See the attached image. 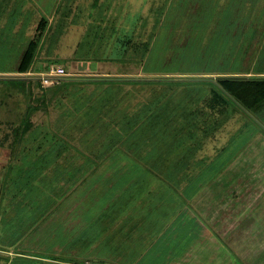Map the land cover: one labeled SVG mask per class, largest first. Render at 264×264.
I'll use <instances>...</instances> for the list:
<instances>
[{"label":"rangeland","instance_id":"rangeland-1","mask_svg":"<svg viewBox=\"0 0 264 264\" xmlns=\"http://www.w3.org/2000/svg\"><path fill=\"white\" fill-rule=\"evenodd\" d=\"M240 47L264 67V0H0V264H133L167 226L180 264H264V111L217 82Z\"/></svg>","mask_w":264,"mask_h":264},{"label":"trees","instance_id":"trees-1","mask_svg":"<svg viewBox=\"0 0 264 264\" xmlns=\"http://www.w3.org/2000/svg\"><path fill=\"white\" fill-rule=\"evenodd\" d=\"M34 45H35V42H33L32 46L30 47L31 52H32V50H34ZM29 53H30V51L28 50L25 58H27ZM234 56H236V58L238 59L237 64H236V69L234 72L228 71V73H227V74H230L233 76L218 77L217 82L227 92H229L233 96L234 99L237 100V103L234 100H232V101L238 107H240L239 104H241L244 107H246L247 109H249L250 111H256V112L264 111V67L262 65H259V63L257 61L253 60L252 56L244 55V49L242 47L236 48ZM24 62H26V61H24ZM28 71H29L28 64L22 65L21 69L19 70L20 73H23V72L27 73ZM249 73H251V74L247 75ZM234 75H236V76H234ZM162 81H164V79H162ZM190 81H196V80L191 79ZM201 81H204V80H201ZM212 104L213 103H211V105ZM32 125L33 124L30 121H27V123L24 126V133H27L30 130ZM164 163L165 162H163V164ZM165 165L166 164H164V166ZM187 169H188V167L182 168V170H186L188 172ZM164 170H166V171L168 170L172 174L174 173L175 176L180 172L178 167H174V166H172L168 169L165 167ZM131 171H132V172H130L131 174L119 177L117 179V181H119L121 183L119 190H122L123 185L128 184V182L130 180H132V178L136 174H138L140 170H138L136 167L134 169H131ZM149 195H150V193H149ZM156 237H158V236H156ZM154 240L155 239H153L147 247L152 245ZM147 249L148 248H145L144 252L147 251ZM141 254L139 256H141ZM88 261H89L88 259H83V260L75 261L74 263L85 264ZM102 261H103V264H115L111 260H107V259H103ZM92 264H97V263L92 261Z\"/></svg>","mask_w":264,"mask_h":264},{"label":"crops","instance_id":"crops-1","mask_svg":"<svg viewBox=\"0 0 264 264\" xmlns=\"http://www.w3.org/2000/svg\"><path fill=\"white\" fill-rule=\"evenodd\" d=\"M225 1H228V3L229 4H231V5H233L237 0H213V3L214 2H216L217 3V5H218V3H223V2H225ZM235 1V2H234ZM249 6H252V4L250 5V4H248ZM37 8H41V7H39V6H37ZM253 14V13H252ZM254 18V15H251V19H253ZM50 21H52L51 19H49ZM7 20L6 19H4V20H2V23L3 22H6ZM42 23H43V20H40L39 21V27H41V25H42ZM36 28H37V25H36ZM244 49V48H243ZM28 72H32V73H37L36 71H34V69H31V68H29V71ZM168 228H166V230H165V235L164 236H162V238L160 237V236H158L157 238H155V240L153 241V244L152 245H150L149 247H147V248H151L152 246L154 247V245H157V244H159L160 242H161V240H162V244H163V247L164 248H166L168 245H169V242H171V235H170V231H171V229H170V227L169 226H167ZM182 227H184V225H182ZM186 227V226H185ZM197 227V226H196ZM188 228H190V227H188ZM190 229H192V228H190ZM195 230V229H194ZM179 233H178V236H177V238H179ZM170 239V240H169ZM166 241V242H165ZM150 244V243H149ZM178 248H177V246H175V247H171V246H168V250H165V252H166V260L163 262L164 264H180L179 262H178V259L179 258H183V257H185L186 256V254L185 253H183V254H180L179 253V251L177 250ZM150 255H149V252L148 251H145L144 253H142L141 254V256L137 259V260H135V262L133 263V264H159V263H157L156 261H151L150 260ZM178 258V259H177ZM187 258V257H186ZM189 258V257H188ZM174 259H176V260H174ZM193 259L194 258H192V259H190V262L189 263H191L192 261H193ZM175 261V262H174Z\"/></svg>","mask_w":264,"mask_h":264},{"label":"built area","instance_id":"built-area-1","mask_svg":"<svg viewBox=\"0 0 264 264\" xmlns=\"http://www.w3.org/2000/svg\"><path fill=\"white\" fill-rule=\"evenodd\" d=\"M30 76H39L43 86L47 87L50 85L58 84L62 77H66L69 73L65 70L62 65H52L47 72L40 73L39 75H34L32 72H27Z\"/></svg>","mask_w":264,"mask_h":264}]
</instances>
